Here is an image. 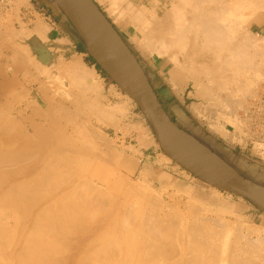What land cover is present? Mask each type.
<instances>
[{
  "label": "bare ground",
  "instance_id": "obj_1",
  "mask_svg": "<svg viewBox=\"0 0 264 264\" xmlns=\"http://www.w3.org/2000/svg\"><path fill=\"white\" fill-rule=\"evenodd\" d=\"M58 1H60L62 5L68 6L66 0ZM96 1L98 4L105 5L104 9L107 11L108 15L112 17L113 21L119 22L121 19H129V25L125 27V23H122V27L126 29L127 35L131 41L143 46L152 54L169 58L172 65L169 67L168 73L173 84L179 82L178 84L180 85L182 82V84L186 86L191 83V87L196 94L195 97L200 99H197V103H191L190 105L191 110L195 113L197 112V115H199L198 113H200L201 110V101L202 99H206L207 93L210 91H213L212 95L218 91L229 93V97H220L223 98L221 102L215 101V98H219L216 94L212 97V100L207 96L209 100H206L210 101L208 105L214 104V107L218 106L215 120L212 122L209 121L211 122L210 127L213 131L223 136V138H230L231 140L237 137L234 138L230 126H233L232 129H235L233 131L237 129L236 133L238 134L246 125L248 127V117H246L248 122H245L246 119L241 121V119L245 117H238L237 109L241 107L244 109L245 113L248 108L246 104L247 100L245 99L247 95L257 96V87L254 88L256 85L254 84V80L250 78L251 74L253 73L255 76L264 77L261 76L264 75L262 74L264 69H262V71L260 69L261 64L264 63V57H262L264 56L262 55L264 52L261 51L262 48H264V35L258 36V33H252V31L249 30V25L252 22H262L261 13H264V0H171V5L167 10H163L161 16L156 14L155 7H152L153 5L151 6L152 8L142 4L137 6L133 0ZM79 16L84 30L90 36V27L85 15L79 12ZM35 22L36 21H34V23ZM43 23L44 22L37 20V23L34 24L35 27H31V29H35L34 31L36 34L41 37L43 36L42 39L46 37V31L48 30V26ZM9 30L13 33L11 28L8 29V31ZM22 31L23 32L20 33L21 36L19 35L21 39L17 36L18 38L12 43V45H15L12 48V53H10L11 56L10 54L9 56L15 61L16 65L25 68L27 64L31 65L32 63L30 64V62H28L30 56L28 57L26 52L22 50L24 38L26 37L24 34L25 29L23 28ZM10 33L8 34L11 37L15 36V33L13 36ZM43 40L45 41V39ZM113 41L116 49L123 54L121 46H119L115 40ZM11 42L9 43L11 44ZM249 48L251 50H249ZM1 53L2 52H0V57ZM7 56L8 55L5 57ZM37 62H35V65ZM68 62L70 65V61ZM68 64H65L67 65L66 67H68ZM1 65L2 64H0V68L2 67ZM84 65H86L84 62L77 60L74 64L70 65L71 70L69 71L75 74L78 79H81L84 86L86 85V89H90L93 92V90L99 88V81H97L99 78L97 80L95 78L98 72L96 73L94 69L88 70L89 68ZM38 66L36 67L37 70L40 68V65ZM44 67L42 66L41 69ZM262 68H264V66H262ZM67 69H69V67ZM24 71L26 72V70ZM69 71L67 70V72ZM11 72V69L7 68L6 65L3 70L0 71V134L2 135L6 131L9 132L8 129L12 132L13 130L10 129L12 127L18 131L16 135L13 133L10 134L11 136L13 135L12 138L5 137V134H7L6 132L0 139V264H65L67 261L68 264L71 263L70 258H73V256L70 255L75 254L73 252H77L78 254H83L85 252V255L82 256L81 254L80 256L81 258L83 257L81 259L83 263L85 262V256L86 259L91 260L96 254V257L102 256V260L106 258V261H110L111 258L112 264L115 262L116 264L120 262V264H124V261L125 263L128 262L127 264L130 262L134 263V261H138V263L141 262V264H150L153 260L154 262L156 261V264H264V233H262L264 227L260 225L256 226L257 224H255V228H250L249 225H246L244 228V217H240V214H238V218H234L235 220L233 221L230 218L223 217V215L220 217H212L210 215L203 216V212L202 216L199 215L201 213L196 212L199 215L197 216L194 212L197 211L196 207L198 208V205H193V207L191 205L188 207L187 205V207H185H191V210H185L186 208L183 210L186 211V213L187 211L193 213L191 214L189 212L193 218L186 217V213L179 216L177 212H181L182 209L181 211L177 210V206L175 210L178 217L173 212L175 207L171 205L173 202L167 201L168 203H165L162 199V195L160 196V194L154 193L158 190L156 191V189H153L154 192L152 190L153 195L157 194V198L153 196V200L161 204H156L152 199L149 202L153 203H149L146 198H150H145V195L142 193L144 186L142 187L143 189L138 186L142 190L140 191L138 187H136V185L133 186L132 183L127 185L124 183L126 186H122L124 184L120 183V180L115 181V184L119 185L117 183H120V185L122 184L121 186L124 187L125 191L121 189L122 187L119 185V191L123 190L126 194L123 195V191L120 192V194L122 193V198L125 200L131 197H126L127 195L135 194L138 199L133 207H130L133 205V203L130 205V202L133 201L128 202L129 206L124 205L123 207L122 205V209L124 208L123 212L117 209L119 212H122V215L121 213L118 215L120 217L114 215L110 217L109 215H111V213L108 211H111L112 207L109 204L108 206L111 208L108 206H106L107 208L105 207L106 197L101 194L105 191V196H107L106 194L109 193L107 190L108 188L104 189L106 181L99 174L96 180L94 178L89 179L91 176H88V178L87 175L91 173L93 175L97 171L95 169H100V174L101 171L102 173L103 171L109 173V179H111V176H116V172L112 165H114L113 162L116 163L117 157L120 156L121 152L113 153L110 146L105 142L107 139L105 140L103 135L95 132V130L93 131L92 129L94 127L91 129L89 126L90 124H85L87 123L86 121L85 123L82 121L84 124H81V128L67 121L66 115L68 114L66 112L71 110H68L70 103L61 104V102L53 99L52 96V98L50 97L51 100L46 97L44 98L43 95L41 98H32V100L30 99L31 101L28 100V91L32 92L34 87L28 88L27 86L24 87L23 84L18 85V80L14 72H12V77ZM40 72L39 70V73ZM15 73L17 72L15 71ZM27 73L30 74L29 72ZM69 76H71V74ZM247 77H249V79H247ZM81 81L80 83L83 84ZM11 84L12 86H9L8 90L11 91L12 95L17 91L15 88L18 85L22 91H25L27 98L24 100L19 99L20 101L17 106H11L9 108L6 106L7 108L4 110L1 103L2 96L4 97L2 94L6 91L5 87ZM256 84L258 83L256 82ZM43 88L42 85H39L41 91ZM83 88H81V90H83ZM261 88L258 87V90H261ZM101 90L103 92L102 88ZM95 91L96 94L100 93L97 92V90ZM259 92H264V89ZM20 94L21 92L18 93L19 96H21ZM217 94H219V92ZM237 94L239 95L238 97L236 96ZM15 95L16 94H14V96ZM235 97L237 99L234 100ZM9 103H12V101ZM96 103L98 106L102 104L97 100ZM203 103L207 102L205 101ZM253 104L255 105V103ZM203 105L205 106V104ZM260 105L262 104H259V107H261ZM1 107H3V109ZM60 107L63 111H66V115L63 116L67 121L65 123H61L56 119L61 118L58 114L60 118L55 117L54 113L52 116V109L54 110L55 108L56 110V108L59 109ZM72 108L74 109L75 106ZM104 108L101 106L100 109L99 106L98 109L100 110L98 111L100 112ZM109 109H111V107ZM109 109L107 110L109 111ZM115 109L119 111L124 110V108L119 105L116 106ZM115 109L112 108L111 112ZM125 109L127 110V107ZM55 110L53 112H55ZM59 110H56V112ZM29 112L30 114L32 112L40 116L39 119L41 118V120L38 118L35 120V118L29 117ZM103 113L104 112H102V114ZM133 114L135 113L133 112ZM107 115L109 118L111 117L109 121H112L111 114ZM136 115L138 114L136 113ZM48 116H50L53 121L51 122L49 119L50 124L48 123L49 126L45 127L44 118ZM108 116L105 115L107 118ZM52 117L55 118L53 119ZM67 117L70 118V116ZM160 119L166 126L173 128L170 121L161 112ZM260 119H262V117ZM242 122L246 124L244 127ZM250 126L249 123V127ZM6 127L10 128L7 129ZM52 131L56 134L54 138L51 136ZM251 132L253 131L251 130ZM245 133L244 135H246ZM35 137H39V139L34 140ZM19 139L22 141H19ZM200 139L203 138L200 137ZM200 139L198 140L200 141ZM142 141L141 143L144 144L145 142ZM187 143L188 146L204 160L211 164L222 166L220 160L214 154L210 153L202 144L190 140H187ZM261 143H264V140H262L260 144L258 142L259 145H261ZM160 159L165 164L173 166L177 164V162L167 154H164ZM157 160L155 159V161ZM93 170H95V172ZM198 180L200 179L198 178ZM201 183L206 186L209 185V183L205 181ZM116 185L115 187L117 188L118 186ZM115 187L113 189L112 187L110 188L112 191L116 192L114 190L116 189ZM102 188L104 190H102ZM149 189H151V186ZM117 192L115 194H117ZM109 195L107 197L108 199L110 197ZM147 195L150 194H146V196ZM216 195L217 194L214 196ZM113 198H115V196ZM133 198L135 197L133 196ZM129 199L130 198L126 200ZM107 201L108 203L110 202L109 200ZM116 202L114 200V204ZM162 202H164L163 205L167 204L166 208L162 207ZM168 205H170V207ZM173 205H175V203H173ZM231 205L230 207L232 208ZM171 206L173 207V211L171 212L176 216L170 215L169 209H171ZM118 207H121V205ZM231 208H229V214ZM201 209L202 208L198 210L201 211ZM226 210H228V208ZM194 214H196V216ZM183 215H185V218ZM117 220H120L119 226L122 225L118 228L119 230L114 231L111 227L113 226L114 228L113 223L116 224ZM210 220L212 221L210 222ZM108 221H110V223H108ZM106 222L108 224L112 222L113 224L109 230H107L109 226L105 225ZM103 225L106 226V230L103 228L102 231H97L98 227H102ZM250 225L252 226V224ZM110 230L113 231L111 232ZM230 234L233 235V238H231ZM94 243H96V247ZM91 244L94 245V250L89 247ZM97 244L99 246L98 248ZM62 245L65 247H61ZM124 245L128 248L121 251L122 248L125 249L124 247L126 246ZM121 246L122 248H120ZM88 247L90 249H88ZM62 248L65 250H62ZM86 251H89L90 254H86ZM61 253H65L62 256L67 255L66 253L70 255L62 258ZM91 254H93V256H90ZM68 256H70V258ZM96 257L93 258V261ZM65 258H69V260ZM76 258L77 260L75 258H73V260L75 259L74 261H76L75 263L77 264L80 259L78 257ZM63 259H65L66 262H64ZM113 259L115 261H113ZM102 260H95V263L98 264V262H100L102 264L105 259L101 262ZM87 263L93 264L92 261H87Z\"/></svg>",
  "mask_w": 264,
  "mask_h": 264
},
{
  "label": "rangeland",
  "instance_id": "obj_2",
  "mask_svg": "<svg viewBox=\"0 0 264 264\" xmlns=\"http://www.w3.org/2000/svg\"><path fill=\"white\" fill-rule=\"evenodd\" d=\"M26 1L27 0H13V1L12 0H8V2L10 4L9 5L10 7L9 6H8L9 8L5 7V6L1 7L2 11L0 12V22H1L0 24H2V23L3 24L0 25V39H1L0 40V49H1L0 52H2L1 53V57H0V64H2L1 65L2 67L0 68V71L3 70L4 66L6 65L7 68H10L11 71L14 72L15 77L18 80V85L23 84L24 87L27 86L28 88H33L34 87L32 92L28 91V95H29L28 96V98H29L28 100H30V99L32 100V98H34V99L41 98L42 95H43L44 98L46 97V98L51 99L53 97V99H56V101L61 102V104L70 103L68 110L69 109H71V110L66 112V111H63V109L60 107L59 108L60 110L58 108H56V110H59L58 112H56V110L54 108L55 112H53L54 110L52 109V116H53V113H54L55 117H59V116L61 117V118L59 117L60 119L56 118L59 122L65 123V122L69 121L72 124L77 125L79 128H81L80 126L83 123L82 121H84V123L86 121L87 123H85V124H88V125L90 124L89 126H90L91 129L93 127L95 128V129L94 128L92 129L93 131L95 130V132L100 133L101 135H103L105 140L107 139L105 142L108 144V146H110V149H111V151H113V153H116V152H119V151L121 152L120 156L117 157L116 163L113 162L114 165H112V167L114 168V170L116 172V176H114V177L111 176V179H109L108 178V177H110L109 173L106 172V171H103V173H102V171H101V174H100L99 173L100 169H95L97 171L99 170L98 173L96 171L97 174L96 173L93 174V175L96 176V178H95V176L92 175V173L87 175V177L91 176L90 178L88 177L89 179L94 178L96 180L97 177H98V174H99L106 181V184H104L105 188L104 187L103 188L104 189L108 188L107 190L109 191V193L107 192L108 193V194H106L107 196H105V193H104L105 191L103 192L104 194L103 193H101V194L104 195V197H106L105 198L106 199L105 207L108 206V204L111 205V207H112V210L108 211V212L111 213V215H109L110 213L108 214L110 217H112L113 215L117 216V217H120L118 215H120V213L122 215V212H123V209H124V208L122 209V205H123V207H124V205L129 206L128 202H130V201H133V202H130V205H132V203H133V205L130 206V207H133L135 205V202L138 199L137 195H135V194L134 195L133 194L132 195H127L126 197L131 196V197H128V198H130L129 200H126L128 198H126L124 200V198H122V196H121V194L124 193V191H125L124 187H122V186H126L127 184H131L132 183V185L133 186L136 185V187L140 186V188H142L144 186V190L146 192L143 190L142 193L145 195V198L146 197L150 198V199L146 198L148 202L151 199L154 202L156 201V200H153V196L157 198V194L153 195V193H152V190L156 189V191L157 190L158 191L154 192V190H153V192L160 194V196L162 195V199H163V201H165V203L167 201L175 203V205H173V203H171L172 206H175L174 207V211L172 210L173 209L172 206H171V209L167 208V209L170 210V212L168 210L170 215L176 216L177 213H178V215L180 216L183 213L184 214L186 213V211H184L183 209L186 208L187 205H188V207L190 205L192 207H193V205L194 206L198 205V208L196 207L197 211L194 210L195 211L194 213H196V212L197 213H201V214H199L200 216H202V212H203V216L204 215H210L212 217H220V216L223 215V217L230 218L233 221L236 218H238L237 216H238V214H240L239 215L240 217H244V228H245L246 225H249L250 228H255L256 226H259V225L264 227V211H262L255 203H253L252 201H250L246 197L244 198V196H241V195H240L241 196L240 197L238 194H236L234 192L218 188V187L213 186L211 184L207 185L208 186L207 187L206 185H203L201 183L203 180H201L200 178H199L200 180H198V177H196L195 175L190 173L188 170L183 168L178 163H177L178 165L175 164L176 166H173V165L165 164L164 162H162L160 157H162L165 153L161 149V147H160V145H159V143H158V141L156 139V135H155L154 129H153L151 123L149 122L146 114L141 109V107L138 105V103L135 101V99L132 96H130L125 90H123L122 87L117 82H115V80L96 61V59L91 55L89 50H84V51H80L79 50L80 49L79 46L82 43V38L80 37V35L76 31V29L73 27V25L69 21L68 17L65 15L64 11L59 7V5L55 2V4L58 7V9L61 11L62 14L65 15V17L68 19V21L70 22V25H71L69 27L70 29H69V31L67 33H61L60 31L58 32L57 30H55L54 29L55 28L54 25H52L48 20H46L44 18V15L35 14L36 18L23 17L22 11H21V7L26 5ZM170 1L171 0H148V1L147 0H144V1L143 0H133V2L137 6L142 4V5H146L149 8L155 7L156 14H158V16L162 15L161 13H163L164 9L167 10V8L171 5ZM99 5H100L101 9L109 17V19L114 23V25L119 30V32L121 33L122 37L126 41V43L130 46V48L134 52L135 56L137 57L138 61L141 64V66H142V68H143V70H144V72H145V74H146L151 86L153 85L152 84V80L154 79V77L152 75V71H151V68L153 67V64L157 65V66H163V69H161L163 71L162 76L163 75L164 76H166V75L169 76L168 69L172 65V63L170 62L169 58L166 57V56L163 57V56H158L156 54H152V53H150L149 50H147L143 46L139 45L136 42L131 41L129 39L128 35H127L126 29L124 27H122V23H125V27H127L129 25V23H128L129 19L128 18H126L124 20L121 19V20H119V22L118 21H113L112 17L109 16L107 11L104 9L105 5H103V4H99ZM160 8L162 9V11H161ZM261 18H262V22L259 23L260 25L264 24V13H261ZM33 20L36 21L35 23H37V20L40 21V22L42 21V22H44L43 24H46V26H48V30L46 31V37L43 38V39H45V41L42 39L43 36L42 37L39 36L38 34L35 33V31H34L35 29L33 30V28L35 27L34 26L35 23H34ZM31 27H33V28L31 29ZM10 28L13 30V33L10 30L8 31V29H10ZM23 28L25 29L24 34H25L26 37L24 38V45H23L24 47L22 46V50L24 52H26L28 57L30 56L31 60L28 58L29 59L28 62H30V64L32 63L31 65L27 64V66H25V68L24 67L21 68V66L16 65L15 61H13L12 58L10 57L11 56L10 53H12V48L15 45V44L12 45V43L15 42L16 38L21 36L20 33L23 32L22 31ZM249 30L252 31V33L253 32L254 33H258L259 34L258 36L264 35V26H259L258 27L257 25H255V24L252 25V23H251L249 25ZM26 32L29 33V34H27ZM8 33H10L12 36L15 33V36L11 37ZM20 39H21V37H20ZM11 41H13V42H11ZM9 42H11V44ZM250 48H252V47H250ZM250 48H249V50H251ZM84 49H86V48H84ZM261 51L264 52V48H262ZM81 52H84V53H81ZM9 54H10V56H9ZM6 55H8V56L5 57ZM262 55H264V53H262ZM46 57H48L49 59L46 58ZM262 57H264V56H262ZM32 59H33V62L34 61L35 62L38 61L36 63V65H35V62L34 63L32 62ZM67 60L70 61L71 64H74L77 60L82 61V62H84V64H86L84 66L89 68L88 70L94 69L96 71V73L98 72V74L95 76V78H96V80L99 78L97 80V81H99L98 82V84H99L98 87L99 88H96L95 90H97V92H100L99 94H96L95 90H93V92H92L90 89L89 90L86 89V85L84 86V83L81 81V79H78V77L75 76V74H73L71 71H69V70H71L70 69L71 68L70 67L71 64L69 65L68 64L69 62ZM39 62H40V64H39ZM64 63L68 64L69 69H67L68 67H66L67 65H65ZM37 64L40 65V68H38V70L36 68L38 66ZM42 64H44V65H42ZM262 64H264V63H262ZM262 64L260 66L261 71H262V69H264V68H262V66H264ZM41 65L43 67L45 66L44 67L45 69L42 68L43 69L42 70L41 69V67H42ZM26 67H27V69H26ZM28 68H29V70H28ZM66 69L69 72H67ZM24 70H26V72ZM39 70L41 71L40 72L41 74L39 73ZM15 71L17 73H15ZM12 72H11V77H12ZM27 72H29L30 74H28ZM68 73H70L71 76H69L70 74H68ZM262 74H264V71H262ZM30 75H32V76H30ZM98 75H99V77H98ZM261 76H264V75H261ZM259 77L260 76H255L253 73L250 76V78L254 80V84L256 85V86H254V88L257 87L256 88L257 96H255V95L254 96H251V95L248 96L247 95V97L245 98L247 100V101L246 100L245 101L247 102L246 104L248 106L247 111H245V113H244V109H242L241 107H239L237 109V112H238L237 114L239 115L238 117H242V118L245 117L244 119L240 118L241 121L245 120L246 117H248L249 122H248L247 119L245 120V122H248L247 123L248 127H247L246 124L243 123L244 122L243 121L242 122L243 123V127H244V125H246V127L242 128L241 132L238 134V133H236L237 129H236V131H233L235 129H232L233 126H230L231 133L233 134L234 138L237 137L239 139V136H240L239 140L237 138L236 139H231V140H230V138H225V137L223 138V136H220V134H218L217 132L213 131L211 129V127H210V123L215 120V116H216L215 114L218 111V108H217L218 106L214 107L215 106L214 104L208 105V103H210V101H207V100H209V98H210V100H212V97L216 94V95H218L219 98H215V101L221 102V99H223L224 97H226V96L229 97L228 96L229 95L228 92H227L228 93L227 94L224 91H222V92L218 91L219 94H217L218 93L217 92L214 95H212L213 91H210L209 93H207L206 95L209 98L206 96L207 100L206 99H204V100L202 99V101H201L202 103L205 102V101L207 102V103H203V104H205V106L201 103L200 113H204V114L198 113L199 115H197L196 114L197 112L195 113L190 108L191 103H197V101H198L197 99H199V98L195 97L196 94H195V91L191 87V83L188 84L189 86L188 85L185 86L184 84L180 85L178 87L179 95L181 96V99H183V101H184L183 106L185 107V109H186V111H187V113L189 115V122H190L191 118H194L192 121L196 123L195 126H192L193 129H194L192 134L195 135L197 137V139H200V137L203 136L204 138H207V140H210V138H212L213 140L216 139L217 141H220L222 139L224 142H227L228 144H233V145L241 144L244 147H247V145L250 144L253 147V150L259 155L258 159H260L261 161H264V145H262L264 143H261L262 146L259 145L260 142H262V140H264V138H261V137H264V129H262V128H264V125H262V124H264V120H262V119H264V115H262V114H264V110H262V109H264V106H262V105H264V100H262V99H264V94H262V93H264V92H259L262 89H264V77H260V78ZM247 79H249V77H247ZM24 80H26V81H24ZM169 80H170V78H169ZM37 81H39V82H37ZM80 81L83 84H81ZM256 82L258 84H256ZM39 85L40 86L42 85V87H44L42 91L39 89ZM9 86H12V84L8 85V87L6 86L5 87L6 91L3 92V94H2L5 97L4 98L2 96V100H1V103H2V106L4 107V110H6L5 108H7V107L9 108L11 106H17L21 99L24 100L25 98H27V96L25 95L26 94L25 91H22L19 86L18 87L16 86L15 89H17V91H15L13 93V95H12L11 91L8 90ZM258 87L259 88L262 87L261 90L260 89L258 90ZM81 88H83V90H81ZM101 88L103 89V92H102ZM39 90H40L41 93L39 92ZM84 90H86V91H84ZM8 92H9V94H8ZM20 92H21V94H20L21 96L18 95V93H20ZM191 92H192V95H191ZM14 94H16V95L14 96ZM23 96H25V97H23ZM236 96L238 97L239 95L237 94ZM220 97H223V98H220ZM85 98L88 99L89 101L91 100L90 103ZM94 98H97V99H94ZM235 99H237V98L235 97L234 100ZM96 100L99 101L100 104L102 103L101 105H99L100 109H101V106H102V108L105 107L100 112L98 111L100 109H98L99 106L96 105L97 104ZM11 101H12V103H9ZM231 101H233V100H231ZM259 101H260V103H259ZM3 102H5V103H3ZM91 102H92V104H91ZM251 102L255 103V105L253 103H251ZM116 104H118L119 106H122L124 108V110H126L125 108L127 107V110L126 111L123 110L124 111L123 112L121 110L119 111V110L115 109L116 106H118ZM259 104H262V105H260L262 107V109H261V107H259ZM72 105H74L76 109L75 108L73 109L72 107H74V106H72ZM97 106H98V108H97ZM3 107H1V108L3 109ZM57 107H59V106H57ZM110 107H111V109H109ZM112 108L115 109L114 110L115 112L114 111L111 112ZM105 109L106 110L109 109V111L108 110L106 111ZM86 110H88V111H86ZM258 110L261 111V112H259ZM65 112L68 115H66ZM102 112H104L103 114H105L106 116H108L107 114H111L110 116H112V121L111 120L109 121V119L111 117L110 118H109V116H108V118L105 117V115H103ZM120 112H122V113H120ZM133 112L135 114H133ZM258 112H259V114H258ZM114 113H115V115H114ZM136 113L138 115H136ZM121 114H122V116H121ZM28 115H29V117L35 118V120L37 118L39 119V117H40V116H38L36 114H33L32 112H31V114L29 112ZM65 115H66L67 121H66V119H64L65 117H63ZM139 115H140V117H139ZM67 116H70V118H72V119H70ZM99 116H101L102 118L99 117ZM179 116H180L179 118H181L180 114H179ZM204 116H206V117H204ZM260 116L262 117V119H260L261 118ZM117 117H119V118H117ZM44 119L46 120V121L44 120V122H45L44 126L45 127L49 126V124H50L49 119L51 120V122L53 121L50 116H48L47 118H44ZM116 119H118V120H116ZM39 120H41V118ZM209 121H211V122H209ZM78 122H80V123H78ZM111 122H113V123H111ZM115 122H117V123H115ZM249 123L251 125L250 127H249ZM187 127L191 128V125L189 124ZM4 128H5V126H4ZM6 128L8 129L10 127H6ZM12 128H10L11 130H13L12 132L9 129H8V131L10 133L6 131L7 134L8 133L9 134L8 135L5 134V137H11L12 138L13 135L11 136L10 135L11 133H13L14 135L17 134L18 131L15 128H13V129ZM246 128H247V130H246ZM249 129H250V132H249ZM260 129H262V130H260ZM3 130H5V129H3ZM251 130L253 132H251ZM2 132H4V131H2ZM6 132H4V133H6ZM238 132H239V130H238ZM0 133H1V129H0ZM4 133L2 135L0 134V139H1V136H4ZM51 133H50L51 136H53L52 138H54V136L56 135V134H54L55 132L52 131ZM244 133L246 135H244ZM51 136H48V137H51ZM136 136L138 137V139H137ZM148 137H149V139L145 140ZM241 137H243V138H241ZM204 138L200 139V141L199 140L198 141L200 143H202L206 148L210 147L209 145H207L208 147L206 146V144H208V142H206ZM36 139H39V137L38 138H36V137L34 138V140H36ZM19 141H22V140L19 139ZM141 141L145 142V143L143 144V143H141ZM203 141H205V143H203ZM258 142H259V144H258ZM150 143H152V144H150ZM138 144H139V146H138ZM145 144H148V145L150 144L151 146H148V145H145ZM140 145H142V146H140ZM143 146L148 147L146 153L141 151V147H143ZM208 150L211 153L215 154L212 149L208 148ZM245 151H246V148H245ZM247 151H249V150H247ZM158 156H159V158H158ZM148 159H150L151 162H154V163H152L151 169H149L146 173L145 172L142 173L143 171L141 169L143 167L142 166L143 162H144V160H148ZM155 159L156 160L159 159L160 161L159 160L155 161ZM226 160L228 161L227 164L230 166L232 164L231 160L229 158H226ZM232 165H234L235 169L241 170L245 174L246 177H248V178L251 177L250 179H252L253 181H255V182H257V183H259L261 185H264V182H262L264 180L254 178L253 170H250L247 167L246 163L243 166H239V165H235V164H232ZM231 168H233V167H231ZM95 170H93V171L95 172ZM120 180L123 181V182H121ZM115 181H120V183H122V184L125 183L126 184V185L125 184L124 185L121 184L122 185L121 186L120 183L116 182L117 184H119L122 187L121 189H124V191L122 190L123 192L121 190L119 191V189H120L119 185H116ZM114 184L116 186H118V187L116 188ZM113 185L116 188L114 190L116 192L118 191L117 192L118 195L115 194L116 192L111 190L110 187H112V189H113L114 188ZM150 186H151V189H149ZM103 188H102V190H104ZM109 188H110L111 191L109 190ZM140 188L138 187V189L140 191H142ZM120 192H122V193L120 194ZM145 193L146 194H150V195L146 196ZM111 194H113V195H111ZM213 194L214 195L217 194L216 195L217 198ZM108 195L110 196L109 199L107 198ZM123 195H126V194L124 193ZM111 196H113V197L115 196L116 199L111 197ZM133 196L135 198H133ZM210 198H212V199L214 198V199L212 200ZM107 200H109L111 203L110 202L108 203ZM114 200H115V202L117 201L115 204H114ZM123 201H125V202H123ZM209 201H211L212 203L209 202ZM214 201H216V202H214ZM121 202H123L124 204L121 203ZM149 203H153V202H149ZM155 203L157 204V203H160V202L157 201ZM118 204H120L121 207H118V206H120ZM163 204H164V202H162V207L166 208L167 204L166 205H163ZM231 204H233V205H231ZM230 205L232 206V208L230 207ZM116 206H117V208H116ZM168 206L170 207V205H168ZM108 207L111 208L110 206H108ZM176 207H177V210L181 211V209H182V211H184V212L181 211V212H177L176 213V210H175ZM226 207L228 208V210H226L227 209ZM200 208H202L203 210L202 209H201V211L198 210ZM229 208H231L230 209V211H231L230 214H229ZM117 209L119 211L122 210V212H119ZM167 209H166V211H167ZM187 209L191 210V207L190 208H186L185 210H187ZM166 211H164V212H166ZM171 211H173L176 215L173 214V212H171ZM189 212L190 211H187V213H186L187 216L186 217L193 218V216L191 217V214H193V213L190 212L191 213L190 214ZM196 214H194V215L196 216ZM199 215L197 214V216H199ZM183 217L185 218V215H183ZM211 221L212 220H210V222ZM108 223H110V221H108ZM108 223L106 222V224H105L106 226L107 225L109 226V227H107V230H109V228L114 224V228H113V226L111 228L114 231H117V230H119L118 228H120V226L122 225L121 224L119 226L120 220H117L116 224L115 223L112 224V222H111V224H108ZM250 224H252L253 227ZM255 224H257V225L255 226ZM105 225H103L104 227L103 226L102 227L99 226L97 231H102L103 228L106 227ZM105 230H106V228H105ZM262 233H264V231H262ZM230 236H231V238H233L232 234H230ZM95 244L96 243H94V245ZM98 244H97V248L99 247ZM91 245H89V247L91 249L93 248L92 250H94L96 245H95V247H94V245H92L93 247ZM124 246H126V245H124ZM61 247H65V246L62 245ZM89 247H88V249H90ZM120 248H122V246ZM124 248L125 249L122 248V250L121 249L120 250L124 251L128 247L126 246ZM63 249L64 248H62V250ZM86 252H87L86 254L89 253V251H86ZM73 253H75L76 255L75 254H71L70 255L68 253H66V254L70 255V256H73V258H75L76 260H77L76 257L79 258L81 256V254H82V253L81 254L79 253L80 254L79 255L77 252H73ZM64 254L65 253H63V254L61 253V256L64 255ZM67 255L62 256V258L63 257H67ZM83 255H85V252L82 254V256ZM95 255H94V257L91 258V260L90 259L89 260L86 259V256H85V262L87 263V261L88 262L92 261V263L94 264L96 261L102 260V258H103L102 256L101 257H99V256L96 257ZM70 256H68V257L70 258ZM90 256H93V254H91ZM95 257H96V259H94V261H93V258H95ZM69 258L68 259L65 258V259L69 260ZM73 258L72 257L70 258L71 263H68V264H73V263L76 262V261H74L75 259L73 260ZM82 258L80 257L79 258L80 260L78 259L81 264L83 263V262H81ZM88 258H90V257H88ZM65 259H63L64 262H66ZM104 259H105V261L103 262ZM104 259L101 261V262H103L102 264H104V263L105 264L106 263H108V264L111 263L112 264V262H111L112 259L111 258H110V261L109 260L106 261V258H104ZM107 259H109V258H107ZM63 260H62V262H63ZM113 261H115V260L113 259ZM67 262L65 264H67ZM79 262L77 264H80ZM85 262L83 264H86ZM155 262L153 260L152 263H150V264H153ZM120 263H118V264H120ZM127 263H125V261H124V264H127ZM134 263L135 264H141V262L138 263V261H134ZM134 263H131V264H134ZM62 264H64V263H62ZM87 264H89V263H87ZM98 264H101V263L98 262ZM114 264H116V262Z\"/></svg>",
  "mask_w": 264,
  "mask_h": 264
},
{
  "label": "water",
  "instance_id": "obj_3",
  "mask_svg": "<svg viewBox=\"0 0 264 264\" xmlns=\"http://www.w3.org/2000/svg\"><path fill=\"white\" fill-rule=\"evenodd\" d=\"M54 1L64 11L91 55L144 111L164 153L201 180L244 196L264 211V185L231 168L215 154L222 166L211 164L188 146L187 140L200 142L175 124L163 109L137 57L97 1L66 0L68 6ZM79 12L89 23L91 37L82 26ZM113 40L121 46L123 54L116 49ZM160 112L173 128L162 123Z\"/></svg>",
  "mask_w": 264,
  "mask_h": 264
},
{
  "label": "crops",
  "instance_id": "obj_4",
  "mask_svg": "<svg viewBox=\"0 0 264 264\" xmlns=\"http://www.w3.org/2000/svg\"><path fill=\"white\" fill-rule=\"evenodd\" d=\"M21 11L23 17L27 18H35V14L44 15V18L54 25V29L58 32L60 31L61 33H67L70 29V22L65 17V15L61 13L53 0H27L26 5L21 7ZM254 24L258 27L264 26V24L260 25L257 22H252V25ZM84 50L88 49L86 48ZM161 69H163V66H157L154 64L151 68L152 75L154 77L152 80L153 91H155L154 93L158 101L172 121L183 131L192 136L194 130L192 126H195L196 123L192 121L194 118H191L189 122V115L183 106L184 101L179 95L178 87L182 85V82L180 85L178 84L179 82L173 84V82L169 80L168 75L162 76L163 71ZM179 114L181 115V118H179ZM189 124L191 125V128L189 127L190 129L187 127ZM192 137L198 140L195 135ZM201 137L204 138L203 136ZM148 139L149 138L145 140ZM204 139L206 142H208L206 145L211 147H209V149H212L215 155L221 158V160H224L225 163L228 162L226 158H229L232 164L235 165L243 166L246 163L247 167L250 170H253L254 178L264 180V161L258 159L259 155L253 150V147L249 143L247 147H244L241 144H228L222 139L220 141H217L216 139L213 140L212 138H210V140H207V138ZM205 141H203V143H205ZM150 144L148 146H151ZM147 148L148 147L145 146L141 147V151L146 153ZM152 163L154 162H151L150 159L144 160L142 165L143 167L141 169L143 171L142 173H146L149 169H151ZM232 164L230 166H233L235 169L234 165ZM235 170L245 175L241 170Z\"/></svg>",
  "mask_w": 264,
  "mask_h": 264
},
{
  "label": "built area",
  "instance_id": "obj_5",
  "mask_svg": "<svg viewBox=\"0 0 264 264\" xmlns=\"http://www.w3.org/2000/svg\"><path fill=\"white\" fill-rule=\"evenodd\" d=\"M10 4L8 3V0H0V12L2 11L3 6L8 7Z\"/></svg>",
  "mask_w": 264,
  "mask_h": 264
},
{
  "label": "trees",
  "instance_id": "obj_6",
  "mask_svg": "<svg viewBox=\"0 0 264 264\" xmlns=\"http://www.w3.org/2000/svg\"><path fill=\"white\" fill-rule=\"evenodd\" d=\"M129 46V45H128ZM130 47V46H129ZM79 50L80 51H84V48H86V46H85V43H84V41L82 40V43L80 44V46H79ZM132 50V49H131ZM133 52V51H132ZM134 53V52H133Z\"/></svg>",
  "mask_w": 264,
  "mask_h": 264
}]
</instances>
